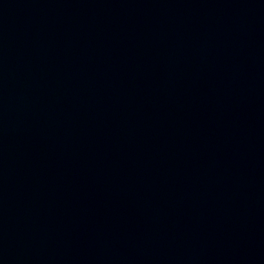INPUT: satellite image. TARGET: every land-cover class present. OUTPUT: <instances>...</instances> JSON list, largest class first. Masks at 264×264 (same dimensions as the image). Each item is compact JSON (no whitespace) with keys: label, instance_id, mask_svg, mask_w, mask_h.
Masks as SVG:
<instances>
[{"label":"water","instance_id":"1","mask_svg":"<svg viewBox=\"0 0 264 264\" xmlns=\"http://www.w3.org/2000/svg\"><path fill=\"white\" fill-rule=\"evenodd\" d=\"M0 264H264V0H0Z\"/></svg>","mask_w":264,"mask_h":264}]
</instances>
